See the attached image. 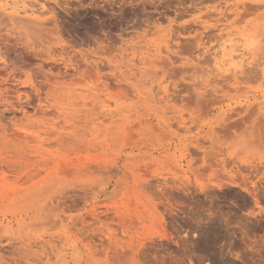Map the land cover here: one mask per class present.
I'll use <instances>...</instances> for the list:
<instances>
[{
    "label": "rangeland",
    "instance_id": "1",
    "mask_svg": "<svg viewBox=\"0 0 264 264\" xmlns=\"http://www.w3.org/2000/svg\"><path fill=\"white\" fill-rule=\"evenodd\" d=\"M31 1L0 0V8L8 14L15 10L13 14L45 18L39 6L48 2L68 43L65 53L53 47L56 53L50 50L42 61L48 68L60 64L62 70L57 65L52 70L65 72L66 77L47 91L44 108L35 103L22 108L0 105V246L9 237L13 248L22 243L35 252L48 248V256L36 257L31 264H69L71 248L88 249V241L78 232H71V241L65 243L59 230L19 229L14 225L16 214L7 209L12 193L59 179L67 189L117 185L118 194L107 204L113 219L104 230L133 246L144 243L147 264H226L222 263L226 258L229 264H264V164L261 171L250 167L264 163V153L237 136L240 130L252 129L264 108V43H260L264 0H79L83 12L77 9L82 14L74 20L77 32H70L57 15L62 9L55 3L62 0ZM244 4L258 8L247 10ZM189 24L196 28L193 32L183 30ZM255 25L263 31L258 41L243 39L242 34ZM174 32L182 38L197 36L195 54L216 72L218 68L230 76L238 66L245 72L204 98L210 102L209 118L232 115L236 120L227 133L210 134L197 118L192 120V105L172 95L166 77L148 88L147 55ZM69 41L75 43L70 49ZM256 46L257 58L249 55ZM91 58L108 61L106 68L88 70L85 64ZM63 62L69 67L64 68ZM116 81L131 87L123 90ZM18 96L22 101L32 98L25 90ZM248 104V110L241 111ZM190 141L199 142L194 143L195 154L187 151ZM162 184L178 188V197L170 203L195 226L174 225L166 202L152 190ZM229 184L255 188V199L248 197L247 204L239 207L217 197L216 192ZM102 199L96 206H104ZM86 222L90 229L97 227L90 219ZM197 238H204L210 248L198 246ZM102 255L98 264H113Z\"/></svg>",
    "mask_w": 264,
    "mask_h": 264
},
{
    "label": "bare ground",
    "instance_id": "2",
    "mask_svg": "<svg viewBox=\"0 0 264 264\" xmlns=\"http://www.w3.org/2000/svg\"><path fill=\"white\" fill-rule=\"evenodd\" d=\"M32 1L34 2V0ZM80 1L62 0L61 2L55 3L60 9H62V11L57 12V15H60V19L65 20V22L63 21L62 23L68 27L69 31L77 32L78 21L76 22L74 20H77V16L79 18V16L82 15H78L79 12H83L78 9L82 8V1ZM35 2L39 1L35 0ZM46 2L44 3L43 1L42 3L46 4ZM14 4L16 6V3ZM44 4H40L39 7H41V9L39 10L45 13H35L38 15L41 14V16H45L46 14L45 18L33 16L30 14L31 11L30 13H27V11L25 12L32 16H22L24 13L22 8L25 10V6L20 8V12H23L22 14L20 13L21 15L19 12L13 14L16 13L15 10L13 12L10 11L12 14H8L0 8V105L11 108L14 106L22 108L25 105L35 103L39 108H44L48 102L47 91L53 87V84L57 80L66 77L63 76L65 72L60 73L59 71L54 72L52 70L56 65V67L60 69L58 66L60 64L48 68L46 67L48 63L45 65L42 61V57L45 53L48 54L50 50H56V48L63 51L68 43H66L63 30H61L62 32L59 30L58 19H55V15L53 14V11L48 8V5L46 4V6ZM36 6L37 5H35V7ZM257 6L258 5L254 4H244L243 8L247 10H256L255 7ZM35 9H37V7ZM46 12L49 13V16ZM50 14H52V16ZM191 26H193V24H189L185 26V28L183 27V30L186 29L188 32H193L196 28ZM257 26L250 27V29L243 33L241 37L245 40L252 39L258 41L257 39L260 37V34H263V31H259ZM101 27L103 28L104 25L102 24ZM170 32L172 31L170 30ZM8 36L12 37L13 40L8 42ZM62 36L64 37L63 39H65V42L63 41ZM107 37L110 39V34H108ZM111 40L113 39H110V41ZM197 40V36H194L193 38H182L179 36V33L174 32L173 36L171 35L170 38L164 40L162 44L156 45L151 54L149 53L147 55V58H149L147 61L149 68L145 70L144 77L145 80H147L149 89L154 88L160 79L166 77L169 80L170 92L172 95L179 98L182 102H187V104L192 105L190 112L191 119L194 120L197 118L198 121L201 122L202 127H205L209 133L211 131L223 135L236 125V120L232 119V115L222 119L209 118L211 112L210 102L204 101V98L208 96V93H218L219 89L227 84V81L230 78L235 80L239 75L242 76L245 74V72L240 69L239 66L231 71L230 76H227V74L224 75L218 68L216 69V72L213 67L207 66V60H202L195 54L194 51L198 49ZM69 42V49L72 45L73 47L75 46L74 42ZM8 43H11V45H8ZM260 43H264V40L260 39ZM254 49L258 50L257 46L250 50L251 53L249 55L256 57L257 54L254 52ZM63 52L65 53V51ZM60 53L62 52L60 51ZM257 57H259V55ZM261 59L262 58L258 60L262 61ZM107 63L108 61H101L98 58L92 60L91 58L85 66L88 70L96 72L98 68H106ZM52 64L50 63V65ZM63 64L64 68L69 67L66 62H63ZM260 64L262 63H259V65ZM55 69L57 70V68H54V70ZM62 69L63 68L60 70ZM227 72H229V70ZM67 77L69 78L70 75H67ZM118 77L120 79V76ZM110 80L112 81V79ZM110 80L106 81L110 83ZM116 82V86L123 88V90L127 91L131 87V84L127 82L123 85L118 81ZM112 86L114 87V85ZM21 90L28 91L32 94V98H27L25 101H22L18 96ZM201 100L203 102H201ZM250 106L251 104L246 105V109L241 111L248 110V107ZM259 110L260 112L255 118L252 129L250 131L240 130L237 136H242L248 142L250 147H257L259 151L264 153V108ZM194 121L191 122L194 124L196 123ZM194 143L198 144L199 142L190 141L187 146L188 153H196V145H194ZM261 160L263 159L261 158L260 161ZM261 164L264 163L258 162L250 167L254 168L253 166H255L260 170ZM109 187L110 185L107 184L99 188H94L92 185V189L84 188L82 186L67 189L65 182L59 179H53L20 190L17 188L18 191L11 195L9 194L10 197L8 198L9 204L7 209L16 214L14 225L19 229H38L45 232L59 230L64 234L61 241H64L65 243L71 241V232L82 234L84 239L88 241L89 247L84 251H80L77 248H71L70 255L68 256L69 264H98L97 257L101 254L113 264H147L144 260L147 259V257H145L146 251L144 243L133 246L122 238L117 239L115 236L109 235L104 230L106 224L113 219L112 208L107 204H109L110 200L119 192L117 185H114L111 188ZM152 190L154 193H158L166 202L165 205L169 217L176 227L190 228L191 226H195L196 223L190 218L184 217L183 214L181 215L170 203L171 200L178 197V188L173 185L168 186L167 184H162L153 186ZM184 192H188L187 189L184 190ZM256 194L255 188L235 184H229L227 189L216 192L217 197L232 200L236 205L239 204V207H243L247 204L248 197L255 199ZM102 196V200L104 202L106 201V203H104V206L102 207L96 206L101 203L98 199ZM58 197H60V199H57ZM66 198H68V202L65 200ZM88 219L92 220L94 222H92V224L97 225V227L90 229L89 223L86 222ZM132 222L133 220L131 223ZM203 227L207 234L209 230L207 222L203 224ZM7 240V244L0 246V264H31L32 260L34 261L36 257L49 255L47 251L48 248L44 249L43 247L38 252H35L31 250L32 246H27L28 244L25 245L23 243L21 246L24 248H13L11 245L12 239L7 237ZM16 240L17 239H15V241ZM208 243L204 238L200 239L199 242L197 241V245L199 244L198 246L203 249L208 248ZM222 263L229 264L230 259L226 258ZM187 264L192 263L189 262Z\"/></svg>",
    "mask_w": 264,
    "mask_h": 264
}]
</instances>
